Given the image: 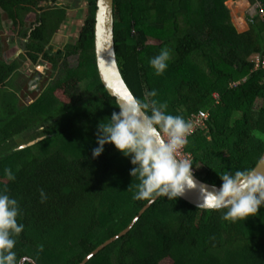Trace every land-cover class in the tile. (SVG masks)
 I'll list each match as a JSON object with an SVG mask.
<instances>
[{"label":"trees","instance_id":"16d2710c","mask_svg":"<svg viewBox=\"0 0 264 264\" xmlns=\"http://www.w3.org/2000/svg\"><path fill=\"white\" fill-rule=\"evenodd\" d=\"M43 1L0 0V31L3 14L23 23ZM228 1L115 0L116 47L126 81L136 98L167 103L168 114L188 123L200 111L209 113L208 127L189 138L186 151L193 166H202L196 174L216 185L224 174H249L264 153V70H254L251 61L254 54L264 55V22L256 16L250 30L239 32ZM96 3L89 0L80 37L67 47L66 56L80 54L79 66L65 62L37 101H22L13 75L18 63L8 64L0 52V191L6 188L18 201L17 221L25 226L14 237L16 264L26 256L38 264H81L150 202L133 199L139 180L130 175L131 158L114 144L92 156L99 124L120 111L97 69ZM66 13L53 8L39 15L27 42L33 60ZM165 47L172 58L156 76L149 60ZM46 58L57 68V56ZM22 135L40 140L18 149ZM225 212L160 197L87 264H264V206L235 223L222 219Z\"/></svg>","mask_w":264,"mask_h":264},{"label":"clouds","instance_id":"9594fccd","mask_svg":"<svg viewBox=\"0 0 264 264\" xmlns=\"http://www.w3.org/2000/svg\"><path fill=\"white\" fill-rule=\"evenodd\" d=\"M171 58V50L165 47L149 60L156 76L164 74ZM121 95L120 111L113 112L107 123L98 126V147L93 149L92 156L99 157L104 146L110 143L131 158L134 167L130 175L139 180L133 199L154 202L157 197H167L175 200L188 190L199 188L202 203L198 206L207 210L226 209L222 219L233 223L256 214L264 206V177L240 172L224 174L220 176V187L213 185L209 190L195 179L193 163L176 156L188 142L191 125L181 116L168 114L167 103L155 99L142 101L130 92ZM149 95L156 97V90ZM5 171L7 178L14 181L12 170ZM40 195L44 202L47 197L43 190ZM19 214L18 201L10 197L6 188L0 191V264H16L14 237L25 227L18 224Z\"/></svg>","mask_w":264,"mask_h":264},{"label":"flooded vegetation","instance_id":"af4514ba","mask_svg":"<svg viewBox=\"0 0 264 264\" xmlns=\"http://www.w3.org/2000/svg\"><path fill=\"white\" fill-rule=\"evenodd\" d=\"M76 3L79 4L78 1ZM72 5L65 0H45L38 6H35L36 8H34V11L23 16V23L18 20L16 24L14 20L9 19L6 14H3V29L0 31L1 58L8 64L18 63L13 75L18 74L17 77L20 76V79L26 80L25 87L28 95L25 96V98H27V100L21 96L20 87L15 84L19 89L18 94L23 102L25 100L26 103L30 104L37 101L45 94L48 87L60 77L64 63L67 62L68 64V60L72 56H80V54L66 56L68 45L74 44L78 40L81 31V15L78 13L79 11L76 13L75 9L82 10V6H80V4L78 6L75 4ZM53 8L66 9V15L68 11L71 12L73 14V19L70 20L67 17L62 22L59 31L54 34L45 50L43 52L34 51V55H38V59L33 60L29 56V49L27 46L30 33L33 27L35 29L36 26L40 25L41 21H39V15ZM54 42L56 43L54 44ZM60 54H62L61 58L58 57L61 56ZM48 55H55L60 59L57 68L54 66V63L46 58ZM33 64L34 68H32Z\"/></svg>","mask_w":264,"mask_h":264},{"label":"water","instance_id":"95a60500","mask_svg":"<svg viewBox=\"0 0 264 264\" xmlns=\"http://www.w3.org/2000/svg\"><path fill=\"white\" fill-rule=\"evenodd\" d=\"M79 4H85V8L89 9V0H78ZM70 3V2H69ZM75 4V1L72 0L71 5ZM97 9L95 14V56L97 62V69L102 81L103 86L107 92L116 99L117 104H119L120 99L122 98L123 93L130 92L135 96L134 92L130 88L128 82L126 81L124 74L122 72L116 47V13H115V0H97ZM77 5V3L75 4ZM73 6V5H72ZM74 8V7H72ZM82 6L81 9H83ZM72 10V9H71ZM76 11V9H75ZM78 12V11H77ZM79 13V12H78ZM69 14V15H68ZM68 19H73V14L68 11ZM81 15V14H80ZM80 26H84L87 19V15H81ZM70 24V23H68ZM136 97V96H135ZM40 139L34 140L26 145H21L18 149H24L29 146L36 144ZM177 156V155H176ZM178 158V157H177ZM179 159V158H178ZM195 179L200 182V184L205 185L210 190L214 185L216 188H219L220 185H216L210 182H207L200 178L196 173H194ZM253 176L264 177V153L255 166V168L249 173ZM248 175V174H247ZM160 197L155 198L154 202ZM184 201L192 204L201 209H205L203 206H198L199 203H202V195L199 188L188 190L182 197ZM150 201L135 217L132 223L120 234L109 239L102 245H100L96 250L89 254L81 264H87L92 258L104 250L107 246L126 235L138 222L141 216L149 209L154 203ZM31 262L32 264H38V262L31 257H24L20 264H25L26 262Z\"/></svg>","mask_w":264,"mask_h":264},{"label":"built area","instance_id":"2783aa9c","mask_svg":"<svg viewBox=\"0 0 264 264\" xmlns=\"http://www.w3.org/2000/svg\"><path fill=\"white\" fill-rule=\"evenodd\" d=\"M252 4H254L253 8L255 11L259 13L260 18L264 22V7L263 4L260 0H251ZM251 61L255 64L254 70H264V55L261 54H254L251 57ZM238 83H234V85H238ZM209 118V113L207 111H200L197 114H194L190 119H189V124L191 125V134L187 137V140L189 142V138L193 136L199 129H206L207 126V120ZM187 142V144H188ZM187 144L180 149L176 155L179 159H189L193 163V156L190 152L186 151V146ZM198 166H193V172L196 173L198 172Z\"/></svg>","mask_w":264,"mask_h":264},{"label":"crops","instance_id":"0c3cea01","mask_svg":"<svg viewBox=\"0 0 264 264\" xmlns=\"http://www.w3.org/2000/svg\"><path fill=\"white\" fill-rule=\"evenodd\" d=\"M227 5L231 12L232 21L239 32L250 30L252 19L256 16L260 18L258 11L256 12L253 8L254 4L251 0H229Z\"/></svg>","mask_w":264,"mask_h":264},{"label":"rangeland","instance_id":"374dc122","mask_svg":"<svg viewBox=\"0 0 264 264\" xmlns=\"http://www.w3.org/2000/svg\"><path fill=\"white\" fill-rule=\"evenodd\" d=\"M66 2H72V0H65ZM73 1H75V4H76V2L78 1V0H73ZM79 4H77V6H78ZM80 6H84V8L82 9V10H76V13H77V11H79V14H83V15H87V10H86V8H85V4H80ZM34 17V16H33ZM80 18H83V16H80ZM31 23H32V21H31ZM56 42H54V44H55ZM19 45H21L20 43H18ZM68 66L70 67V68H77L78 67V64H79V62H80V56H72V57H70L69 58V60H68ZM32 68H34V64L32 65ZM21 77L19 76V77H17L16 78V80L14 81L15 82V84L17 85V86H19L20 87V94H21V96H23V98L25 99V100H27V98H25V96H27L28 95V93L26 92V87H25V82H26V80H22V79H20ZM33 97H34V94H33ZM25 100H24V103H25ZM32 101V100H31ZM261 100H258V102H257V107H259L260 105H261ZM37 133L38 132H34V135H35V137H37ZM30 135H22V136H19L18 138H17V140H16V143L17 144H19L20 146L22 145H26V144H28V143H30V142H32L31 141V139H30V137H29ZM198 168V170H202V166H198L197 167ZM32 258V257H31ZM169 261L170 260H167V261H165L164 262V264H168L169 263Z\"/></svg>","mask_w":264,"mask_h":264}]
</instances>
